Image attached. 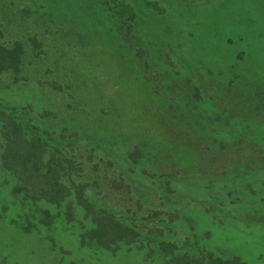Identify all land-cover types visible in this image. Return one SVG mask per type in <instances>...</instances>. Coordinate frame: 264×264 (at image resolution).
Here are the masks:
<instances>
[{
  "label": "rangeland",
  "instance_id": "obj_1",
  "mask_svg": "<svg viewBox=\"0 0 264 264\" xmlns=\"http://www.w3.org/2000/svg\"><path fill=\"white\" fill-rule=\"evenodd\" d=\"M121 1L141 11L130 28L111 0H0L2 43L24 47L0 105L58 142L62 181L138 236L80 246L83 209L72 200L67 222L0 165V264H167L160 241L264 264V0Z\"/></svg>",
  "mask_w": 264,
  "mask_h": 264
},
{
  "label": "trees",
  "instance_id": "obj_2",
  "mask_svg": "<svg viewBox=\"0 0 264 264\" xmlns=\"http://www.w3.org/2000/svg\"><path fill=\"white\" fill-rule=\"evenodd\" d=\"M111 2L115 5L110 14L118 19L125 15L122 21L123 25L127 26L130 21L137 19L141 13L138 8L134 9L121 0H111ZM142 2L145 6L140 3L139 9H141V6L153 10L157 7L154 1L142 0ZM111 31L114 33L115 28ZM1 37L2 32L0 31V73L9 74L13 80H16L20 76L23 66L24 47L22 43L17 41L10 46H6L2 43ZM117 41L118 43L115 44L118 47L119 56L126 57L123 50L124 46L127 45L124 43L125 39L119 36ZM66 62V66H68L69 61ZM233 106L230 105L229 109H232ZM14 109L15 107L0 105V165L15 179L17 184L15 190L24 192L35 202L47 203L54 207L62 206L67 222L72 221V200L80 206L84 211L83 218L91 224L89 228L79 234L80 246H85V243L95 244L109 252H114L120 245L129 247L138 236L135 229L121 224L107 210L95 209L92 205L93 202L84 196L83 185L74 183L71 177L67 182L62 181L59 172L61 165L57 161L62 157L58 148L59 143L54 142L51 137H46V131L38 132L34 126H28L23 117L13 114ZM28 115L29 113L26 112L25 116L29 117ZM229 126L232 128L237 126L238 132L240 129L242 130L241 126L237 124L229 123ZM131 131L127 129V132H130L127 135L134 133V131ZM50 141H52L51 144H49ZM126 142L127 147L133 151L143 150L148 152V148L139 149L137 141L130 142L127 140ZM235 142H237V139ZM126 144L121 147H125ZM48 147L52 151L46 157ZM167 150L174 151V157L177 159L187 155V153L176 150V147H172L170 144L167 145ZM151 158L155 159L152 155ZM62 160L69 164L66 158ZM43 213L45 216L43 222L47 225L50 224L52 215L48 214L47 211H43ZM156 250L157 253L161 252L167 264H245L236 256L220 258L214 257L210 252L198 256L187 253L175 254L173 253L175 246L164 241L158 242Z\"/></svg>",
  "mask_w": 264,
  "mask_h": 264
}]
</instances>
